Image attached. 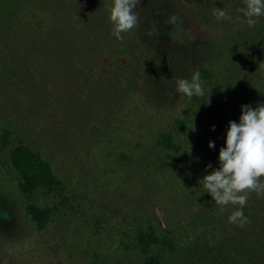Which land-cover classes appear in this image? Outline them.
<instances>
[{"label":"rangeland","instance_id":"obj_1","mask_svg":"<svg viewBox=\"0 0 264 264\" xmlns=\"http://www.w3.org/2000/svg\"><path fill=\"white\" fill-rule=\"evenodd\" d=\"M112 6L0 0V264H264V195L241 227L228 222L239 206L221 212L199 184L241 106L264 103V16L249 27L244 0H138L121 41ZM196 71L204 95L178 93ZM19 144L56 188L24 189Z\"/></svg>","mask_w":264,"mask_h":264},{"label":"clouds","instance_id":"obj_2","mask_svg":"<svg viewBox=\"0 0 264 264\" xmlns=\"http://www.w3.org/2000/svg\"><path fill=\"white\" fill-rule=\"evenodd\" d=\"M137 3L138 0H113L110 21L113 25L112 35L117 40L122 41L121 34L137 26L138 15L134 11ZM244 4L245 7L237 11L243 14L249 27H254L257 18L264 16V0H244ZM212 14L218 22L232 19L227 11L218 7ZM176 85V91L188 98L204 95L199 71L193 73L191 80L178 79ZM208 146L214 148L215 144L210 141ZM218 159L219 168L204 175L199 184L220 206L221 212L229 204L238 205L237 210L228 216V222L243 227L247 222L243 207L250 194L264 195V103L255 108L241 106L239 123L229 121L225 146L220 148ZM207 167L211 168V164Z\"/></svg>","mask_w":264,"mask_h":264},{"label":"trees","instance_id":"obj_3","mask_svg":"<svg viewBox=\"0 0 264 264\" xmlns=\"http://www.w3.org/2000/svg\"><path fill=\"white\" fill-rule=\"evenodd\" d=\"M10 160L13 168L21 177L25 190L34 191L38 188L51 190L59 185V180L53 174L48 163L27 146L19 144L15 147L11 152ZM31 214L36 222L39 224L43 223L45 213L42 210L32 208ZM137 240L145 252L158 243V238L152 232L140 234ZM141 264L160 263L155 256L147 255Z\"/></svg>","mask_w":264,"mask_h":264}]
</instances>
